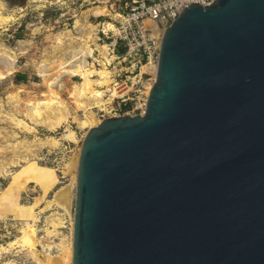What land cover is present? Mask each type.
Instances as JSON below:
<instances>
[{
	"label": "water",
	"instance_id": "obj_1",
	"mask_svg": "<svg viewBox=\"0 0 264 264\" xmlns=\"http://www.w3.org/2000/svg\"><path fill=\"white\" fill-rule=\"evenodd\" d=\"M71 264H264V0L186 6L144 113L87 130Z\"/></svg>",
	"mask_w": 264,
	"mask_h": 264
},
{
	"label": "rangeland",
	"instance_id": "obj_2",
	"mask_svg": "<svg viewBox=\"0 0 264 264\" xmlns=\"http://www.w3.org/2000/svg\"><path fill=\"white\" fill-rule=\"evenodd\" d=\"M12 1L0 0V264H36L35 254L39 258L46 252L57 254L58 247L45 250L38 243L33 254L20 238L22 230L29 223L36 228L38 240L52 244L71 238V217L52 200L56 191L71 182L64 165L79 154L89 129L78 124L88 110L78 107L72 94L80 78L62 70L74 69L78 64L88 67L94 62L74 38L97 33L99 24L117 18L97 15L93 7L105 6L116 14L130 0ZM66 30L71 37H64L58 45L54 35L67 36ZM16 73L25 74L26 79L17 80ZM50 82L68 110V117L54 130L39 125L28 114L30 102L43 99ZM105 93L107 98L109 92ZM90 110L102 120L98 107ZM18 120L22 123H16ZM66 128L75 132L76 143L63 137ZM51 138L58 139L56 146L50 144ZM72 199L75 202V195ZM52 215L63 218L57 234L47 233L52 229Z\"/></svg>",
	"mask_w": 264,
	"mask_h": 264
},
{
	"label": "built area",
	"instance_id": "obj_3",
	"mask_svg": "<svg viewBox=\"0 0 264 264\" xmlns=\"http://www.w3.org/2000/svg\"><path fill=\"white\" fill-rule=\"evenodd\" d=\"M214 0H130L125 9L112 20L114 28L100 26L95 43L96 66H105L117 94L98 110L102 119L116 115H142L145 111L147 87L155 79L154 72L142 70L144 65L157 67L162 34L165 28L191 3L209 5ZM151 23V24H150ZM162 31L155 35L154 29Z\"/></svg>",
	"mask_w": 264,
	"mask_h": 264
},
{
	"label": "bare ground",
	"instance_id": "obj_4",
	"mask_svg": "<svg viewBox=\"0 0 264 264\" xmlns=\"http://www.w3.org/2000/svg\"><path fill=\"white\" fill-rule=\"evenodd\" d=\"M13 4L17 3V0L12 1ZM96 11L97 15H111L113 18L118 16V13L112 14L108 11V8L105 6H95L93 7ZM151 24V23H150ZM104 26L105 28H114L111 21H104L99 26ZM94 30V29H93ZM92 30V31H93ZM162 30L159 28L154 29V34L157 35ZM91 33V34H90ZM88 37L81 38L75 37L74 41H78L80 48L82 50H87L88 56L94 58V62L90 63L88 67L85 65L78 64V66L74 69L67 70L63 69L62 71H69L73 75H78L80 80L76 81L73 85V96L77 101L78 107H83L88 111L84 113V117L78 120V124L82 128H91L96 126L100 120L97 118L96 113H94L90 108L98 107V110L101 108L107 110V104L111 101L113 96L117 94L114 86L111 84L112 78L110 76V72L107 68L103 65L96 66L95 64V55H93L94 48L91 47L92 42H95V37L97 36L96 32H90ZM64 35L61 36L60 34L54 35V40L58 45L63 43L64 37H71L70 31H64ZM52 39V36H48ZM90 39L94 41L90 42ZM89 42V43H88ZM101 52L102 55H105L103 52V47L95 45ZM79 49V48H78ZM142 70H148L154 72L156 70V66L153 65H144ZM156 72V71H155ZM11 71H7V74H10ZM2 77L4 75H1ZM152 86V85H151ZM150 87H147L145 94H149ZM105 89H102L104 88ZM105 91L109 92V96L105 98ZM44 96L43 99H37L30 102V108L28 110V114L31 118H33L39 125L46 127L47 129L54 130L58 127L67 117H68V110L66 109L65 105L63 104L60 96L57 92L54 91L52 88V82L49 83L48 90L46 93H42ZM16 123L21 124L22 121L18 120ZM25 127L29 128L26 124ZM63 137L72 141L77 142L76 134L74 131L66 128ZM45 142V141H44ZM49 142L52 146H56L59 142L58 139L51 138ZM48 143V141L46 142ZM48 144V145H50ZM79 154H75L71 156L67 163L64 165L65 172L71 175V182L68 185L61 188L60 190L56 191L55 196L53 198V202L56 204L57 207L65 210L67 214L71 217L72 223V231H71V238H61L58 243L52 244V241L42 242L38 240L36 234V228H34L29 223H26V226L22 230L21 239L24 243V246L34 254V250H36V246L41 244L43 249L50 250L53 246L58 247L59 252L57 254H52L50 252H46L43 258L36 257V264H70L72 262V238H73V221H74V202L72 196L75 195V188H76V173H77V164L79 159ZM51 201V202H52ZM50 202V201H49ZM49 202H46L49 203ZM52 204V203H51ZM47 206V205H46ZM49 206V205H48ZM33 210V209H32ZM31 210V211H32ZM33 212V211H32ZM57 214V213H56ZM55 215V213H54ZM62 216H55L51 219V227L52 229L48 230V234H57L56 230L62 223ZM49 226V227H50ZM48 228V227H47ZM47 230V229H46Z\"/></svg>",
	"mask_w": 264,
	"mask_h": 264
},
{
	"label": "trees",
	"instance_id": "obj_5",
	"mask_svg": "<svg viewBox=\"0 0 264 264\" xmlns=\"http://www.w3.org/2000/svg\"><path fill=\"white\" fill-rule=\"evenodd\" d=\"M15 78H16L17 80H25V79H26V75L23 74V73H16V74H15Z\"/></svg>",
	"mask_w": 264,
	"mask_h": 264
}]
</instances>
